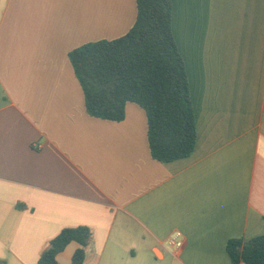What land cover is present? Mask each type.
Returning a JSON list of instances; mask_svg holds the SVG:
<instances>
[{
	"label": "crops",
	"instance_id": "1",
	"mask_svg": "<svg viewBox=\"0 0 264 264\" xmlns=\"http://www.w3.org/2000/svg\"><path fill=\"white\" fill-rule=\"evenodd\" d=\"M171 5L197 142L160 162L145 110L89 115L70 60L125 35L136 0H0V264H38L81 226L83 264H234L230 240L264 235V0ZM176 232L181 249L167 244Z\"/></svg>",
	"mask_w": 264,
	"mask_h": 264
},
{
	"label": "trees",
	"instance_id": "2",
	"mask_svg": "<svg viewBox=\"0 0 264 264\" xmlns=\"http://www.w3.org/2000/svg\"><path fill=\"white\" fill-rule=\"evenodd\" d=\"M137 17L122 37L88 43L70 53L89 115L120 122L126 106L143 108L152 157L171 162L190 156L197 123L185 61L171 29V0H136ZM92 232L63 229L43 251L38 264H59L57 256L71 242L80 247L71 264H83ZM234 264H264V235L230 240Z\"/></svg>",
	"mask_w": 264,
	"mask_h": 264
},
{
	"label": "built area",
	"instance_id": "3",
	"mask_svg": "<svg viewBox=\"0 0 264 264\" xmlns=\"http://www.w3.org/2000/svg\"><path fill=\"white\" fill-rule=\"evenodd\" d=\"M184 237L181 232H176L172 234L168 239H167V244L173 248L176 249H181L183 248L185 241Z\"/></svg>",
	"mask_w": 264,
	"mask_h": 264
}]
</instances>
